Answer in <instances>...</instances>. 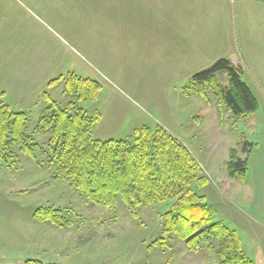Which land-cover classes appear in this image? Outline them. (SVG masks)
I'll use <instances>...</instances> for the list:
<instances>
[{"label": "rangeland", "instance_id": "rangeland-1", "mask_svg": "<svg viewBox=\"0 0 264 264\" xmlns=\"http://www.w3.org/2000/svg\"><path fill=\"white\" fill-rule=\"evenodd\" d=\"M222 59L242 66L254 114L236 117L210 87L197 91L195 76ZM69 75L101 86L95 100L77 103L100 117L96 140L160 127L185 146L209 180L194 190L264 264V0H0V100L27 115L38 146L34 158L15 147L17 162L0 164V264H220L215 250L190 252L175 235L156 243L169 202L130 211L118 199L112 210L55 179L40 122L46 94L72 105ZM216 78L228 86L226 73ZM232 151L248 160L242 179L228 174ZM48 208L73 226L39 220Z\"/></svg>", "mask_w": 264, "mask_h": 264}, {"label": "trees", "instance_id": "trees-1", "mask_svg": "<svg viewBox=\"0 0 264 264\" xmlns=\"http://www.w3.org/2000/svg\"><path fill=\"white\" fill-rule=\"evenodd\" d=\"M219 73L228 76L226 88L217 81ZM243 78L242 67L222 59L195 76L194 81L201 86L198 92L205 93L208 86L233 115L248 117L258 110L259 103ZM100 90V84L94 80L69 75L65 94L73 100L70 107L63 109L45 95L48 107L40 127L50 136L46 155L55 179L69 182L92 204L112 210L118 199L130 211L169 202L171 208L164 215L163 235L156 243L175 235L190 252L199 253L203 247L215 250L220 264H255L245 254L237 232L217 221V210L194 190V186L205 187L209 180L201 176L200 166L189 150L167 131L143 127L135 131L131 140L101 141L93 137L100 117L90 116L77 103L95 100ZM15 147L34 158L38 146L28 135L27 115L12 112L0 100V164L17 162ZM251 147L246 142L243 151L249 153ZM235 153L231 152L228 174L242 179L248 160H241ZM36 217L61 229L73 226L59 209H39ZM163 245L168 244L164 241ZM24 264L44 263L30 259Z\"/></svg>", "mask_w": 264, "mask_h": 264}, {"label": "crops", "instance_id": "crops-1", "mask_svg": "<svg viewBox=\"0 0 264 264\" xmlns=\"http://www.w3.org/2000/svg\"><path fill=\"white\" fill-rule=\"evenodd\" d=\"M231 62H232L235 66H240V67H242L239 63H235V61H232V60H231Z\"/></svg>", "mask_w": 264, "mask_h": 264}]
</instances>
